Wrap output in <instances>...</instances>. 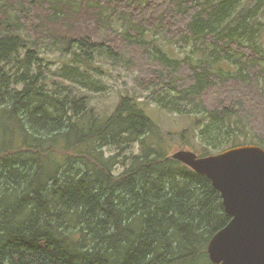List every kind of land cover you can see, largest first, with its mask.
<instances>
[{
    "label": "trees",
    "instance_id": "16d2710c",
    "mask_svg": "<svg viewBox=\"0 0 264 264\" xmlns=\"http://www.w3.org/2000/svg\"><path fill=\"white\" fill-rule=\"evenodd\" d=\"M245 1L0 0V264H213L209 241L232 216L207 176L164 150L143 104L196 113L199 155L247 144L244 129L264 148L250 98L264 95V0ZM100 27L153 68L136 78L145 99L121 95L105 117L90 103L107 90L101 64L130 52ZM217 86L223 104L205 103ZM136 143L116 173L120 152L105 147Z\"/></svg>",
    "mask_w": 264,
    "mask_h": 264
},
{
    "label": "water",
    "instance_id": "95a60500",
    "mask_svg": "<svg viewBox=\"0 0 264 264\" xmlns=\"http://www.w3.org/2000/svg\"><path fill=\"white\" fill-rule=\"evenodd\" d=\"M171 157L207 176L232 216L209 241L212 263L264 264V148L243 144L206 156L177 150Z\"/></svg>",
    "mask_w": 264,
    "mask_h": 264
},
{
    "label": "rangeland",
    "instance_id": "374dc122",
    "mask_svg": "<svg viewBox=\"0 0 264 264\" xmlns=\"http://www.w3.org/2000/svg\"><path fill=\"white\" fill-rule=\"evenodd\" d=\"M256 1V0H250ZM247 4L249 0L245 1ZM259 20L262 22L261 27V39L264 45V2L263 7L261 9ZM92 29L94 26H91ZM170 33V32H168ZM94 34H97L105 38V39H112L114 41V45L116 48L121 50V48L127 46L126 48L129 50L130 55L128 58L130 61H120L119 63L112 64L109 61L105 60L101 64L105 71H108V74H102V79L106 83L107 90L104 94H94L92 95V99L90 101L91 106L100 113L101 116L105 117L112 113L115 106L117 105L121 95H133L136 98H140L144 100L146 95L149 93L147 90H142L139 81L136 78H149V76L145 73V69L149 68L153 71V68L149 66L145 62L144 57L141 55V51L135 45L128 44L127 41L123 40L121 35L116 32H111L110 30L103 31L100 28L94 31ZM155 39H159L160 44L166 50H170L173 52L176 57H184L186 54L189 53L190 47H181L176 43H170L162 35L153 33L150 35ZM61 55L58 53L56 54H49L48 57L52 58V62H54L53 68H58L61 66L62 59L60 58ZM239 89V88H238ZM245 94L246 91L239 89ZM203 100L210 105L215 104H223L225 99V94L223 89L220 86L214 87L213 89H209L203 95ZM251 98V107L253 108L254 112L263 117L264 115V95L257 96L254 93L250 95ZM148 104L144 103L143 105L146 106L147 113L149 116L159 125L161 131L164 134V137L167 141V144L164 145V150H169L170 154H173L177 150H191V146L195 148L198 152H201L200 148H203L204 145L201 142L200 138L198 137L199 129H192V124L196 120L197 116L196 113L192 114H182L178 112H171L168 110L162 109L156 103L147 102ZM200 125L199 128H201ZM252 130L258 134H261L264 137V120L258 121L255 124V127H252ZM238 140L246 141L247 144H250L252 140H257L249 129H244L243 132H237ZM235 137L233 136L230 139V143L233 142ZM231 148L227 147L225 149ZM107 150V154H115L120 152V163L118 164L115 172H123L124 169L129 165V161L127 157L132 156L133 154H137L140 152V144L136 143L131 145L128 148H120L116 146L105 147ZM219 152V151H218ZM212 153H217L214 151ZM202 154V153H200Z\"/></svg>",
    "mask_w": 264,
    "mask_h": 264
}]
</instances>
